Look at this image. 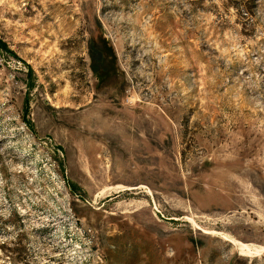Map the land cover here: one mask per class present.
<instances>
[{"label": "rangeland", "instance_id": "374dc122", "mask_svg": "<svg viewBox=\"0 0 264 264\" xmlns=\"http://www.w3.org/2000/svg\"><path fill=\"white\" fill-rule=\"evenodd\" d=\"M0 264H264V0H0Z\"/></svg>", "mask_w": 264, "mask_h": 264}]
</instances>
